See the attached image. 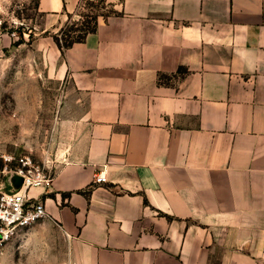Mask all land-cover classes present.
<instances>
[{"label": "crops", "instance_id": "0c3cea01", "mask_svg": "<svg viewBox=\"0 0 264 264\" xmlns=\"http://www.w3.org/2000/svg\"><path fill=\"white\" fill-rule=\"evenodd\" d=\"M81 3L39 0L44 32ZM35 45L78 132L30 192L69 264H264V0H120L64 55Z\"/></svg>", "mask_w": 264, "mask_h": 264}, {"label": "rangeland", "instance_id": "374dc122", "mask_svg": "<svg viewBox=\"0 0 264 264\" xmlns=\"http://www.w3.org/2000/svg\"><path fill=\"white\" fill-rule=\"evenodd\" d=\"M38 1L0 0V164L5 156H27L53 174L78 132L61 113L65 83L52 75L48 52L35 45L46 37ZM119 4L85 0L71 22L81 27L90 15H114ZM21 37L25 42L15 45ZM68 241L58 227L34 225L0 249V264H69Z\"/></svg>", "mask_w": 264, "mask_h": 264}, {"label": "built area", "instance_id": "2783aa9c", "mask_svg": "<svg viewBox=\"0 0 264 264\" xmlns=\"http://www.w3.org/2000/svg\"><path fill=\"white\" fill-rule=\"evenodd\" d=\"M54 173L33 162L30 157L13 155L0 164V249L13 238L47 219L46 205L30 195L34 188H48ZM16 180L20 181L18 188ZM105 171L94 176L95 184L106 183Z\"/></svg>", "mask_w": 264, "mask_h": 264}, {"label": "trees", "instance_id": "16d2710c", "mask_svg": "<svg viewBox=\"0 0 264 264\" xmlns=\"http://www.w3.org/2000/svg\"><path fill=\"white\" fill-rule=\"evenodd\" d=\"M84 1L85 0H82V3ZM82 3L79 8L82 6ZM88 17L90 18V21L87 23H81V27H79L78 23L71 22V15H69L68 22L57 33H50L47 31L45 34L46 36H51L53 38L62 55H64L65 51L71 48L74 44L83 42L88 34L96 32L99 15H90ZM30 38H32V35H30ZM24 42V38L21 37L20 41L15 45H19ZM90 192L91 188L84 191L83 194L88 196Z\"/></svg>", "mask_w": 264, "mask_h": 264}, {"label": "water", "instance_id": "95a60500", "mask_svg": "<svg viewBox=\"0 0 264 264\" xmlns=\"http://www.w3.org/2000/svg\"><path fill=\"white\" fill-rule=\"evenodd\" d=\"M16 184H17V186H19L20 185V181L16 180Z\"/></svg>", "mask_w": 264, "mask_h": 264}]
</instances>
